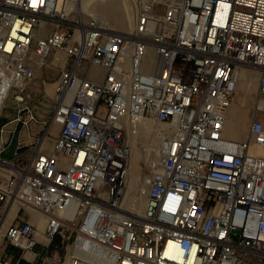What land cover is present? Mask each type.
Returning a JSON list of instances; mask_svg holds the SVG:
<instances>
[{
	"label": "built area",
	"instance_id": "built-area-1",
	"mask_svg": "<svg viewBox=\"0 0 264 264\" xmlns=\"http://www.w3.org/2000/svg\"><path fill=\"white\" fill-rule=\"evenodd\" d=\"M78 2L0 0V116L15 102L0 126V264H19L8 247L44 251L57 236L72 240L61 264H264V158L248 152L264 148V0H135L128 35ZM51 53L66 65L41 121L29 86L58 66ZM242 70L257 94L236 142L224 129ZM145 121L161 141L131 191L128 139Z\"/></svg>",
	"mask_w": 264,
	"mask_h": 264
},
{
	"label": "rangeland",
	"instance_id": "rangeland-1",
	"mask_svg": "<svg viewBox=\"0 0 264 264\" xmlns=\"http://www.w3.org/2000/svg\"><path fill=\"white\" fill-rule=\"evenodd\" d=\"M135 0H120L122 9L124 11V14H129L130 15V32L134 24V10H133V4ZM82 3V0H81ZM82 6V5H81ZM83 10L84 7L82 6ZM93 13V12H92ZM84 14V13H83ZM89 14H91L89 12ZM94 14H98L95 13ZM86 15V14H85ZM100 15V14H98ZM106 21V20H105ZM112 25V23H110ZM109 25V23H108ZM109 25V27L113 30L112 26ZM117 31H121L119 29H116ZM115 31V32H117ZM120 33V32H118ZM59 58V63L58 66L56 64L55 68H42V69H37L35 78L31 85L29 86V90L31 92L30 98L27 100V105L32 109V111L36 114V117L39 120H46L48 119L52 107H53V102H52V95H53V85L55 80L57 79L58 72L60 71V66L61 68H64L66 65V62L63 58L62 54L59 53H51L49 56L48 62L54 57ZM248 74L250 72L247 71ZM97 75L96 78H101V74L98 73V71L95 72ZM248 83V81L240 82V87H238V92H236L234 99H233V104L230 110V115H229V120H228V125L226 127L225 131V137L233 140V141H244L247 137V131H248V126L252 117V114L254 112V101L256 99V94H257V83L256 81L252 82L251 88L252 90L248 91L245 89V85ZM14 105L15 102L12 98V96L8 97V99L5 102V105L3 107V110L1 112L0 116V126L3 124L4 120L11 117L15 116V110H14ZM152 126H155L156 124L151 123ZM141 128V126H140ZM139 129V128H138ZM137 129V130H138ZM161 130L160 126L156 125L154 128V131H150L148 134L141 136V140L136 143L137 146V153H142L143 156H147L151 154V158H155L154 156L157 155V152L153 151L152 148H157V146L160 144L157 136V131ZM58 133V127L53 131V127L50 130L49 133V142L51 143L52 139L56 136ZM141 142V143H140ZM152 147V148H151ZM14 150V146H11L7 153H5L2 157L10 160L12 158V152ZM134 151H135V146H134ZM251 152H254L255 154L262 155L264 156V150L263 149H253ZM144 162H141L142 169L144 167ZM136 174V171H135ZM135 177V175H133ZM133 190L135 191V188L133 187ZM133 207V206H132ZM141 207V206H140ZM137 207L136 211H140L141 208ZM35 215V220L36 222H40V218L37 217L38 213L32 212ZM26 214L24 211L21 213V215ZM32 222V221H31ZM33 224V223H32ZM34 225V224H33ZM36 227H38L37 224H35ZM61 238L55 239L52 244L49 246L44 251H41L39 256L37 257V261L34 262L33 264H61L63 262V259L67 256V254L70 253L71 248H72V240L70 239L69 241L64 239V243L61 245L60 244ZM59 243V245H58ZM57 245V248L54 247ZM80 250H82V247L80 245L79 248H77V254L79 255ZM14 250L9 248V252H11L12 255H14ZM15 259H17L20 256V252L15 250ZM87 259V258H86ZM22 263L27 264L26 260H22ZM87 263L89 262L90 264H95L96 262L94 261L93 258H90L86 261Z\"/></svg>",
	"mask_w": 264,
	"mask_h": 264
},
{
	"label": "bare ground",
	"instance_id": "bare-ground-1",
	"mask_svg": "<svg viewBox=\"0 0 264 264\" xmlns=\"http://www.w3.org/2000/svg\"><path fill=\"white\" fill-rule=\"evenodd\" d=\"M81 5L84 7V10H83ZM78 8L82 13L86 14L87 16H90L94 19L99 20V22L102 25H104L105 29L109 33L120 32L118 34H125V35L130 34V32H127V31H130L129 28L131 26L130 25L131 24L130 23V15L128 13L124 14L120 0H82V3H81V0H79ZM133 10H134V7H133ZM89 12L91 14H89ZM94 12L98 13L100 15L94 14ZM134 17H135V13H134ZM108 23H109V25H111L110 23H112L111 26H112L113 30L109 27ZM116 29H119L121 31H117ZM115 31H117V32H115ZM152 60H153L152 56L149 55V57L146 61V67L147 68L151 67ZM96 76L97 75L95 74L94 77L96 78ZM244 81H248V83L245 85V89L250 91V90H252V88H251L252 82L256 81V79L253 78L252 73L248 74L246 70L240 71V80H239L238 85H237V92H238V87H240V82L242 83ZM231 107L229 109L227 123H226L225 129H224V136H225L226 127L228 125ZM151 123H152L151 121H145L142 124H140L139 126L131 128V133H130V136L128 139V142H129L130 147H131V153H130V157L128 159V165H129L128 187L131 191H134L133 187L135 188V191L140 187L141 180L143 177V169L141 166V162H144L146 164L147 161L149 159H151L150 158L151 154H150V156L149 155L143 156L142 153L136 152L137 151L136 143H138V141L142 139L141 136L148 134L150 131H154V128L156 125L152 126ZM140 126H141V128H140ZM56 128H57L56 126H53V131H55ZM159 131H157V136H158V140L160 143L161 136L158 134ZM228 140H230V139H228ZM134 146H135V151H134ZM252 148L254 150L255 149H263L264 150L263 147H259V146L250 147L248 152L250 154L255 155V156H259V157L264 158V156H262V155H258V154H255L254 152H251ZM152 150L155 152H158V149H156V148H152ZM135 171H136V174H135ZM133 175H135V177H133ZM130 198H131V201H130L131 208L133 209L134 212L139 213L141 210L136 211V209H137V207H140V206H141L140 208L142 209V206H143L142 197L140 195L132 194V196ZM38 215H36V216L39 218L41 217V218H40V222H37V225H38L37 232H38V228H39V230H43L44 223H45L44 218L41 215H39V216ZM37 246L40 248L39 245H36L34 247L33 251L37 248ZM76 252H77V248L74 252V255L83 258L84 255H82L81 252L79 253V255ZM94 261L96 262L95 264H109L108 259L106 258L105 255H102L101 259H97V260L94 259ZM87 264H90V263H87Z\"/></svg>",
	"mask_w": 264,
	"mask_h": 264
},
{
	"label": "crops",
	"instance_id": "crops-1",
	"mask_svg": "<svg viewBox=\"0 0 264 264\" xmlns=\"http://www.w3.org/2000/svg\"><path fill=\"white\" fill-rule=\"evenodd\" d=\"M12 118H14V115L13 116H11V117H9V118H7V119H5L4 120V122H3V124L2 125H4V124H6L7 125V123L12 119ZM7 127H9V125H7ZM35 131H38V128L37 127H35V129H34ZM20 134L21 135H23L24 136V130H20ZM20 135V136H21ZM233 141V140H232ZM29 214H30V216H31V221H32V223L35 225V224H37V220H35V215L32 213V212H29ZM39 216V215H38ZM44 229V228H43ZM43 230H39V228H38V233H37V237L39 238V242L41 241H44V239H43V237H42V235H41V232H42ZM58 238H60L59 236H57ZM57 237L56 238H54L53 239V241L55 240V239H57ZM53 241H51V243H50V245L52 244V242ZM64 242H62V240H60V244L62 245ZM58 245H59V243H58ZM83 244H81V246H82ZM54 247H56L57 248V245H55ZM9 248L11 249L12 247H8V252H9ZM39 247L37 246V248L34 250V251H32L31 253H26V254H22L20 251H18L17 249H14V248H12L13 250H14V252L12 251V253H14V255H15V250H17L18 252H20V256L17 258V259H15V256L14 255H12V258H13V260L15 261V262H18L19 264H25V263H22L21 261L22 260H26V262H27V264H33L34 262H36L37 261V257L39 256V254H40V252H41V249L39 248ZM38 249V250H37ZM9 253H11V252H9ZM34 261V262H33Z\"/></svg>",
	"mask_w": 264,
	"mask_h": 264
}]
</instances>
